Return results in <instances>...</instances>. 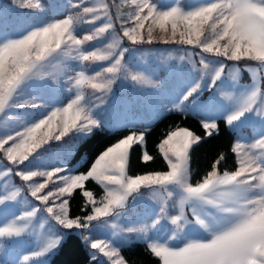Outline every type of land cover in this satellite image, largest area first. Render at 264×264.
Instances as JSON below:
<instances>
[{"label":"snow or ice","instance_id":"6c2138e0","mask_svg":"<svg viewBox=\"0 0 264 264\" xmlns=\"http://www.w3.org/2000/svg\"><path fill=\"white\" fill-rule=\"evenodd\" d=\"M88 3L69 0L67 7L74 11L15 33L0 22V121L13 109H40L41 117L26 115L21 130L0 129V248L31 241L17 264H51L75 234L90 249L91 264H129L122 247L135 237L145 241L160 264H264V0H201L195 7L179 0L167 5L156 0ZM17 4L38 17L47 11L42 0ZM84 25L91 32L79 38ZM101 38L108 40L102 47L85 48L86 42ZM156 42L182 46L180 59L199 74L163 110L203 116L204 136L180 126L167 131L157 145L165 170L130 174L133 149H141L143 164L154 161L147 150L148 129L133 130L135 120L111 122L101 106L121 79L140 86L158 83L128 67L126 56L134 48L125 46ZM54 61L62 65L66 89L57 87L58 75L47 71ZM227 61H254L258 67ZM93 66L99 70L91 71ZM242 71L251 74L250 83H239ZM85 87L93 90L97 103L86 97ZM65 92L72 97L67 103ZM221 120L235 138L230 148L235 170L220 172L226 159L221 153L193 184L191 152L219 133ZM248 127L251 140L244 135ZM113 129L128 134L110 142L79 171L71 163L79 148L94 133ZM44 151L50 157L48 170H34ZM88 182L101 186L102 196L96 198ZM142 188L155 193L153 210L145 212V221H124L129 198L134 203ZM77 190L83 214L73 215L71 199ZM162 222L169 228L159 235ZM97 234L103 238H93Z\"/></svg>","mask_w":264,"mask_h":264},{"label":"rangeland","instance_id":"374dc122","mask_svg":"<svg viewBox=\"0 0 264 264\" xmlns=\"http://www.w3.org/2000/svg\"><path fill=\"white\" fill-rule=\"evenodd\" d=\"M42 2L47 6V11L43 17H38L32 15V11L34 10L21 9L17 4V0H0V12H2L0 22L5 24V30L7 32L15 33L27 27L28 24L37 23L40 20L62 18L63 15L68 14L69 11H74L67 7L69 0H42ZM108 2L111 4L112 0H108ZM156 2L161 5H167L172 3V0H156ZM200 2L201 0H179V3L185 7H195ZM92 3H94V0H89V3L86 4V6H92ZM124 10L131 11L127 6H125ZM90 32V26L84 25L77 32V35L79 38H82L83 35L90 34ZM159 34L158 29L154 31V35L158 36ZM107 42L108 40L104 38L93 42H86L85 48L92 50L96 46L102 47ZM125 46L134 48V50L126 56L128 67L133 71L143 70L147 77L158 83L154 85L140 86L134 85L130 80L121 79L116 85H114L113 91L104 97L105 104L101 106V112L105 115L106 119L111 122L128 119L135 120L137 123L143 122L144 124H149V121L151 123L160 115L167 112L163 109L171 108L169 101L172 99L173 94L184 88L187 81L192 80L193 78L198 79L199 74L191 71V65L188 63L187 59H180V57L184 55L182 46L163 44L161 42H156L152 45L139 46H132L129 43H126ZM169 53H171V55H169ZM208 58L212 59L210 56ZM226 63L229 65L236 64L242 68L245 66L258 67L257 62L254 61H227ZM95 70H99L98 66L92 67L91 71ZM47 71L58 75L60 82L57 84V87H63L65 89L68 87L65 82L66 78L62 76V65L59 61H54L53 64L48 67ZM238 79L240 84H248L251 80V74L242 71L239 74ZM222 90L230 91L231 89L225 88ZM28 92L31 94L32 89L29 88ZM84 92L91 103H97L92 89L85 87ZM208 94L209 93L205 91L203 97L206 98ZM96 95H99V93H96ZM70 98L72 97H69L65 92L63 102L67 103ZM39 113L40 109H13L8 117L3 121H0V129L21 130L22 121L26 115L31 114L34 119H38L41 118ZM201 117L202 119L204 118L203 116ZM244 135L251 140L253 135L252 128H245ZM65 143H69V141L65 140ZM54 146L55 144L53 143V147ZM49 160L50 157L48 152H42L41 158L36 161V167L34 170H48L46 165H48ZM83 162L84 160L80 158L71 163L79 168ZM79 171L84 170L79 169ZM13 180L16 184L21 183L18 178L14 177ZM154 194L155 193L152 190L142 188L141 192L137 194V199L134 203L130 197L125 209L127 215L123 217V220L131 223L147 220L145 212H151L153 210L152 206L155 204V201L153 200ZM156 211H158V209H156ZM170 211L171 214H177L176 209ZM41 219H43V217ZM168 228L169 225L162 222L158 234L164 235ZM35 230L38 233L40 232L38 224L35 225ZM87 234L88 233H84V235ZM93 238L103 237L97 234L94 235ZM134 241L145 242L143 239L134 237L125 245ZM30 244L31 241H29L28 244L12 246L6 250L0 248V264H17V258L21 256L25 248Z\"/></svg>","mask_w":264,"mask_h":264},{"label":"trees","instance_id":"16d2710c","mask_svg":"<svg viewBox=\"0 0 264 264\" xmlns=\"http://www.w3.org/2000/svg\"><path fill=\"white\" fill-rule=\"evenodd\" d=\"M200 115L194 116L191 112L171 110L160 115L156 120L149 124L139 122L133 130L141 131L148 129L147 134V150L153 154L154 161L148 164H143L139 157L140 148H135L131 154L130 174L144 173L147 170H165V162L158 155L157 145L163 135L169 130H174L175 127H186L195 134L204 136L200 121ZM219 133L211 138H205L202 142L195 146L191 152L190 159V182L195 184L201 180L207 171L211 170L213 161L223 153L226 159L219 166L220 172L233 171L236 167V157L231 153L230 148L234 143V135L228 129L224 121H219ZM128 134L127 129L112 131H98L94 133L91 139L83 144L73 156L71 162L79 160L83 155L87 154L86 160L78 169L85 170L91 159L103 150L110 142ZM87 161V162H86ZM87 188L94 192L96 197L103 194L101 186L94 182H88ZM83 198L80 195V190H77L71 199V211L73 215L83 214L81 205ZM89 248L77 236L73 235L63 247L60 248L52 257L51 264H91L89 256ZM122 254L125 256L129 264H160L158 258H154L146 248V243L142 241H134L122 247Z\"/></svg>","mask_w":264,"mask_h":264}]
</instances>
